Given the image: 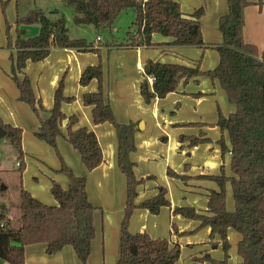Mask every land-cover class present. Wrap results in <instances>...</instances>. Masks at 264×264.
<instances>
[{"label":"trees","instance_id":"obj_1","mask_svg":"<svg viewBox=\"0 0 264 264\" xmlns=\"http://www.w3.org/2000/svg\"><path fill=\"white\" fill-rule=\"evenodd\" d=\"M18 1V0H17ZM228 13L219 19L223 36L221 45L210 46L219 51V63L213 69L204 70L200 60L194 66L149 60L145 66V79L141 84V96L146 103L155 98H164L178 90L179 86L199 76L208 77L214 83L219 81L235 111L225 115L219 109L216 126L222 135L216 141L221 150V171L218 174L200 175L179 174L167 167L168 175L188 182L207 180L218 188L208 190L209 214H198L194 207H175L174 212L202 221L210 226V249L222 248L223 257L215 259L205 252L203 257L193 256L197 261L211 260L214 264H230L232 244L228 232L233 229L241 235L236 252L241 255L239 264H264V51L259 53L254 44L244 40L245 9L248 0H227ZM64 5L74 9V20L78 24L94 25L96 29L110 28L127 9L136 11V19L129 27L124 43H89L85 38H72L66 16L52 20L43 10H33L17 20V37L14 38L7 26V48L15 49L11 55V77L18 85L19 100L27 102L40 119V128L35 136L47 142L61 159L58 173H65L70 184L64 188L53 180L51 192L57 204L41 202L22 186L23 171L26 167L23 150V129L0 119V127L6 131V138L16 151L19 160L20 202L16 207L19 214L9 216L10 208L0 211V258L9 264H26L25 248L28 244L47 243V253L56 254L66 246H72L83 264H88L96 234L94 216L96 206L88 198L86 175H76L66 164L59 151L60 135L81 153L88 171L94 170L104 161V153L98 138L87 127L74 126L79 121L76 115H66L62 111L63 102H73L74 97L66 96L64 75L59 81L54 95V107L46 109L43 101L37 98L29 76L25 73L27 61L40 62L47 58L52 49H77L80 52L97 53L102 46L155 47L153 35L159 33L172 37L174 46L209 47L204 41L201 18L204 7H198L193 14H186L175 0H63ZM4 5L7 2L3 3ZM59 10L56 8L52 13ZM57 14V13H56ZM38 24L39 34L29 37L25 29L18 25ZM0 29V37H1ZM1 48V46H0ZM96 79L97 91L86 93L84 103L92 106L95 123H111L118 135V164L126 176L127 199L124 217L121 221L120 253L118 264H175L181 257V245L170 239L153 237L148 232H131L130 220L136 209H146L159 214L162 208L171 207L168 189L160 186L156 195L136 202L139 186L149 178H139L136 163L131 153L136 150L137 124L119 122L105 94L104 66L101 62L88 66L81 74L79 83L88 85ZM202 94V93H199ZM67 121V130L62 126ZM200 126L202 123H191ZM189 146L213 142L207 133L200 131L198 136H186ZM231 154L232 174L227 173L225 157ZM186 169L188 165H185ZM232 188L235 209L227 203V189Z\"/></svg>","mask_w":264,"mask_h":264},{"label":"crops","instance_id":"obj_2","mask_svg":"<svg viewBox=\"0 0 264 264\" xmlns=\"http://www.w3.org/2000/svg\"><path fill=\"white\" fill-rule=\"evenodd\" d=\"M175 1L179 2L186 14H193L198 7H204L205 14L201 18V24L204 41L209 47L170 45L169 42L173 41L172 37L155 33L153 41L158 44L155 47L121 48L112 44L108 47L102 46L100 56L94 52H80L77 49L54 48L44 60L40 62L29 60L25 65V73L31 80L36 97L43 101L48 110L54 107V95L60 84L59 81L66 75L64 94L74 97V100L63 102L62 111L68 116H78L79 121L74 129L87 127L98 135L104 153L103 163L94 170L88 171L82 161L81 153L74 149L65 136L60 135L58 139V146L66 164L76 175L87 176L88 198L96 206L94 216L96 234L92 240V252L88 264H118L121 221L127 199L126 176L118 164L119 141L115 127L108 122L95 123L92 118L93 107L86 105L83 100L86 93L98 90L99 82L93 79L88 85L79 83L82 72L88 66L99 62L104 66L105 94L116 119L121 123L134 121L137 124L136 150L131 153V158L136 163V174L139 178L154 176L139 186L136 202L156 195L160 186H163L168 189L167 196L172 204L171 207L162 208L159 214H152L146 209H136L130 220V231H146L153 237L170 239L174 243H179L182 250L186 244L193 242L192 245H198L197 249L202 251L200 255L206 251L211 254L217 253L220 249H210L209 241L205 237L202 240L190 237L191 232L198 227H204L205 234H208L209 225L202 226V221L174 212L175 207H194L198 214L210 215L207 194L209 189L215 187L210 183L211 181L207 180L192 179L186 182L179 178H172L168 175L167 167H171L182 175L184 173L192 176L201 173L214 174L210 171L217 169L223 163L220 147L216 143L222 135L219 126L215 125L218 121V111L220 109L223 114L230 115L235 111V106L230 103L219 81L214 83L205 76L192 78L186 83L183 81L177 91L167 94L162 99L155 98L151 103L145 102L140 89L145 79V66L149 60L191 66L196 65L200 60L204 70L215 68L219 63L220 55L217 49L210 46L221 45L223 42L218 24L220 17L229 11L228 2L227 0ZM248 2L250 4L245 9L244 40L254 44L259 53H262L264 51V0H248ZM57 9L59 10L57 14L53 13L56 16L55 20L62 15L66 16L59 8ZM31 10L33 11L29 9L27 13ZM52 11L44 10L48 16V12L52 13ZM25 27L29 28L27 31L33 27L31 32L39 33L40 25L38 24H28ZM12 34L16 39L17 34ZM5 40L0 42V119L23 129V149L27 155L28 165L31 159L36 161L38 169L36 174L39 177L34 182H26L25 190H29L41 202L55 205L57 201L50 189L52 181L55 180L67 188L70 179L65 173L56 171L61 163L55 157L49 164L45 161L39 162L41 158L37 159L35 155L32 157L28 154L34 149L42 157V150L47 151V147H44L46 142L35 136V132L41 125L40 119L27 102L19 100L18 85L10 75L11 55L15 54L16 50L7 48ZM100 41L103 39L94 40L93 43L100 44ZM191 123H202V125L193 126ZM66 124L65 120L62 126L63 133L67 130ZM200 131L207 133L213 142L190 147L186 136H198ZM228 155L231 154L225 157V167ZM195 158L200 162L197 166L199 170H202L200 174H191L185 168V165H188V168L193 165L185 161ZM189 193L199 195L202 199L198 202L193 200L190 202L192 204L187 203ZM19 202L20 200L16 199L17 205ZM15 209L16 211L9 212L11 218L19 214L16 206ZM133 226H137V229H133ZM228 238L232 244L233 235L230 230ZM239 240L240 238H237L235 241ZM230 255V264H239L242 260L241 255L234 251H230ZM25 258L26 264H83L72 246H66L56 254H48L46 242L28 244L25 248ZM181 261L182 257L175 264H182ZM0 264H9V262L0 258Z\"/></svg>","mask_w":264,"mask_h":264},{"label":"rangeland","instance_id":"obj_3","mask_svg":"<svg viewBox=\"0 0 264 264\" xmlns=\"http://www.w3.org/2000/svg\"><path fill=\"white\" fill-rule=\"evenodd\" d=\"M4 2H7V4L4 5L3 4ZM67 7L68 6L64 5L63 0H18V1L17 0H0V29L2 32L1 37H0V40H1L0 42L2 43V41H4L6 39L5 41L7 43L6 29H7L8 25H10V31L9 32L17 34V31H16L17 20L21 16L27 15L28 14L27 12L29 11V9H33V10H39V9L43 10L44 9L46 11V10H55L56 8H59L61 13L62 14L64 13L66 15L68 27L70 30V36L74 39L75 38H85L89 43L94 42V40L96 41L98 35H100L101 38L103 39V41H100L99 43L105 44V43H110V42H115V43L126 42L127 32L130 30L129 27L132 25V23L136 19V11H134V9H127V11L123 12L117 18V20L115 21L113 26H111L110 28H102L99 30V29H96V27L93 24L89 25V24H78V23H76L74 18H73L74 14H75L73 7H71V6H69L68 8ZM47 8H49V9H47ZM25 13H27V14H25ZM48 13H49V17L52 20L56 19V16L53 13H51V12H48ZM18 26L21 29L22 28L25 29L26 35L29 37L36 36L39 34V33L35 34V33L31 32L33 27H31V29L27 31L28 27L27 28L25 27V26H27L26 24H22V25H18ZM43 143H45V142H43ZM45 146L47 147V151L42 150V153H41L42 157L40 156V154H37L34 149H33V151L32 150L29 151L28 154L32 155V157L35 155L37 159L41 158L42 160H38L39 162L45 161V162L49 163L50 161H52L53 157H55L61 163V159L59 158L58 154H56V152L52 148V146H50L47 142H46V144H44V147ZM59 151H60V149H59ZM60 153H61V151H60ZM0 155H1V157H0V211H2V207H8V208H10L11 211L12 210L16 211V209H15L16 199H19V191H20L19 185L21 184L20 183L19 168L16 165L17 161H19V160H18V155H16V151L14 150V147L11 145L8 138L0 139ZM25 155H26V153H25ZM26 156H25L26 167H25V170L23 171L24 173H23V178H22V186L24 189H25L24 186H25L26 182L27 183L29 181L34 182L39 177L38 174H36L38 172L36 161L34 159H31L29 161V165H28V162L26 160ZM230 158H231V155H228V157H227L228 160L226 163L228 174H232L231 167L229 166ZM198 160L199 159L195 158V159H189V160L187 159L185 161V162L193 163L191 168L188 169L189 173L200 174L202 172V170H199V168L197 167L198 164L200 163ZM196 162H198V163H196ZM39 168H40V166H39ZM220 171H221L220 167H217V169L211 170L210 173L217 174ZM43 176H45V175L43 174ZM196 181H199V180H196ZM210 183L216 189L218 188V186L214 182H210ZM227 195H228L227 203L229 204V208L231 210H234L235 209V202L233 199V192H232V188L230 185L227 189ZM200 199H202V197H200L199 195L195 196L192 193H189L188 199L186 202L190 203L193 200H195V202H198V201H200ZM202 202H204V201L202 200ZM190 204H192V203H190ZM136 227L137 226H133V229H137ZM230 233H231V235H233V243H232L233 246H232L231 251L236 252L238 241H235V240L237 238H241V235L239 232L237 233L233 229H230ZM190 237H192L193 239L196 238V239H200V240H202L203 237H205L206 239H208V241L210 240L209 233L205 234L204 227L203 228L198 227L195 230H193L191 232ZM192 244H193V242L190 243L189 245L186 244V246H185V248H183V250H182V246H181L180 257H182V261H181L182 264L184 262L185 263L189 262L188 264H193V263L202 264L204 262H206L207 264H214L209 259H204V261L195 260L193 258V256L194 257L195 256L203 257L204 254L200 255L202 251L197 249V247H199V246L198 245H192ZM222 252H223V250H222V248H220L217 253L216 252H213L212 254L210 252L209 253H210V256H212V258L221 259L223 257V256H221Z\"/></svg>","mask_w":264,"mask_h":264},{"label":"water","instance_id":"obj_4","mask_svg":"<svg viewBox=\"0 0 264 264\" xmlns=\"http://www.w3.org/2000/svg\"><path fill=\"white\" fill-rule=\"evenodd\" d=\"M6 131L0 127V139L6 138ZM4 189V188H3Z\"/></svg>","mask_w":264,"mask_h":264},{"label":"built area","instance_id":"obj_5","mask_svg":"<svg viewBox=\"0 0 264 264\" xmlns=\"http://www.w3.org/2000/svg\"><path fill=\"white\" fill-rule=\"evenodd\" d=\"M101 39L100 36H98L97 40L99 41ZM1 156V155H0ZM20 165V163L18 162V166Z\"/></svg>","mask_w":264,"mask_h":264}]
</instances>
